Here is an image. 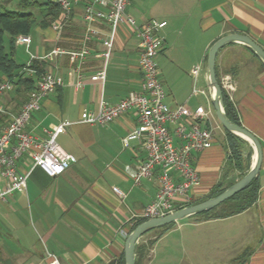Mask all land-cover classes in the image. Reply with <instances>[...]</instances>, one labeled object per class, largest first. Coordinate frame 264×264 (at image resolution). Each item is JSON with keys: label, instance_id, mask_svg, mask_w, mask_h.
Returning a JSON list of instances; mask_svg holds the SVG:
<instances>
[{"label": "crops", "instance_id": "obj_1", "mask_svg": "<svg viewBox=\"0 0 264 264\" xmlns=\"http://www.w3.org/2000/svg\"><path fill=\"white\" fill-rule=\"evenodd\" d=\"M88 1L73 7L60 33L51 24L43 27L39 23L35 29L40 40L34 41L32 29L29 33V51L35 57L54 46L89 48L79 68L69 62L67 55L32 60L44 64V71H56L72 84L49 92L26 128L42 140L55 125L68 123L56 138L57 150L74 154L76 161L55 177L34 168L25 190L0 199V264H47L48 254H54L60 264H103L113 258L117 262L132 222L156 194L157 172L139 185H134L125 173L116 174V168L135 166L145 156L136 141L129 146H123L121 141L136 125V116L126 113L103 126L82 119L84 108L96 110L100 100L116 103L141 88L138 38L125 23L116 29L103 85L96 78L103 65L102 38L109 25L101 19L93 21L99 34L83 40V7ZM35 9L38 19L47 13L46 5ZM125 11L138 25L150 19L166 21L157 34L159 53L176 63L177 70L174 77L164 78L166 102L171 106L185 104L194 109L203 105L210 109L206 124L212 128L213 143L195 155L199 182L189 192L190 201L179 205L183 207L206 198L218 183L239 179L242 169L247 171L253 162L254 150L248 142L242 145V168L232 167L226 134L210 97L197 90L204 89L207 66L203 68L202 64L208 47L218 37L246 34L264 49V0H129ZM60 17L61 10L53 21ZM5 39L8 42L7 35ZM14 45V54L18 46H24ZM13 59L22 65L29 56L21 63L15 55ZM195 65L200 67L196 75L191 72ZM215 70L218 79L224 74L234 79L236 88L231 97L226 95L241 125L260 142L258 197L251 207L229 217L177 222L155 241L141 264H264V70L260 60L241 43H230L218 50ZM78 78L82 81L79 87L74 84ZM23 91L22 86L14 84L0 97V103L12 112L18 111L27 98L28 93ZM2 125L0 120V129ZM20 165L27 169L29 162L25 158ZM114 187L123 196L114 193ZM154 236L143 235L139 240Z\"/></svg>", "mask_w": 264, "mask_h": 264}, {"label": "built area", "instance_id": "obj_2", "mask_svg": "<svg viewBox=\"0 0 264 264\" xmlns=\"http://www.w3.org/2000/svg\"><path fill=\"white\" fill-rule=\"evenodd\" d=\"M82 0H54L61 10V17L51 23V28L60 33L73 7ZM129 0H89L83 7L85 29L83 40H89L99 34L92 26L98 19L109 25L108 33L102 38L105 50L100 54L103 65L96 72V78L103 85L106 76V65L113 47L116 29L120 24L131 26L138 38V67L141 72V88L130 91L125 97L113 104L100 100L96 110L84 108L82 119L89 124L106 125L119 116L132 113L136 116V125L121 139L123 146L136 141L145 151V156L135 165H125L123 171L134 185H139L145 178L157 172V191L153 199L145 205L139 218L164 216L182 203L190 201V190L199 182V173L194 165L195 155L213 143V131L206 122L210 109L197 105L190 109L185 104L169 105L166 92L159 78L156 57L161 49L157 36L166 25L165 20L150 19L138 25L131 15L126 13ZM30 35L18 34L15 44H23L29 59L24 62L19 73L36 77V86L28 92L26 100L16 112L8 110L0 103V116L4 117L0 129V199L17 190H25L27 178L34 168L40 169L49 177L62 174L76 156L72 153H59L56 138L63 132L68 123H59L48 131L47 137L38 140L27 130L32 113L39 110L42 99L56 87L72 84L56 71H43L36 76L33 67L34 58L53 60L58 55H67L69 62L79 68L85 60L89 48L82 46L75 49H64L54 46L40 56L35 57L30 51ZM199 65L193 66L192 74L196 75ZM78 78L75 86H81ZM222 90L229 96L236 88L231 75L224 74L219 79ZM14 83L8 78L0 81V97L11 90ZM197 92L209 97L204 89ZM27 159L29 167L23 169L22 159ZM114 193L123 196L121 190L113 188ZM47 264H60L54 254H48Z\"/></svg>", "mask_w": 264, "mask_h": 264}, {"label": "trees", "instance_id": "obj_3", "mask_svg": "<svg viewBox=\"0 0 264 264\" xmlns=\"http://www.w3.org/2000/svg\"><path fill=\"white\" fill-rule=\"evenodd\" d=\"M46 5L47 13L39 16L35 12L34 8L36 6ZM60 8L56 2L45 1L39 2L38 0H19L17 3L15 0H0V81L2 77H6L11 80L14 84L23 87V92H29L36 86V77L26 76L19 73L22 65H19L13 59L14 56V40L18 34H29L31 29L39 23L43 27L48 26L51 22L58 16ZM8 36V42L5 43V36ZM8 45V51L6 48ZM248 49L254 54V52L248 47ZM256 56V55H255ZM262 69L264 70V65L260 62ZM33 67L37 70L36 76L44 71V64H38L37 60L33 61ZM216 72V70H215ZM216 78L218 80V75L216 73ZM223 94V107L225 114L228 118L241 125L237 112L229 101L226 93L222 90ZM28 95V94H27ZM0 120L4 121V117L0 116ZM224 129V128H223ZM227 147L230 153L229 161L233 168H242L243 155H242V145L248 143L244 138L225 130ZM246 173L243 168L240 172L238 178L242 177ZM237 179L229 180L227 183H218L212 191L208 194L206 198L214 196L222 192L226 187L234 183ZM259 183L258 178L253 179L244 189L238 191L228 199L221 202L216 207L203 211L201 213L195 214L187 219L200 218V219H212V218H225L237 213H240L254 204L258 197ZM204 198V199H206ZM203 200V199H201ZM201 200L195 201L199 202ZM193 204V203H192ZM180 208V207H178ZM146 220V218L135 219L128 233L140 222ZM186 220V219H183ZM180 220L178 222H181ZM177 222H172L161 227L153 228L145 232L143 235L150 231L156 230L155 236L153 238L146 239L144 241L139 240L135 245V264H141L144 259H146L150 249L152 248L155 241L162 236L167 230L171 229L176 225ZM142 235V236H143ZM141 236V237H142ZM116 264H125L123 251L119 255Z\"/></svg>", "mask_w": 264, "mask_h": 264}, {"label": "water", "instance_id": "obj_4", "mask_svg": "<svg viewBox=\"0 0 264 264\" xmlns=\"http://www.w3.org/2000/svg\"><path fill=\"white\" fill-rule=\"evenodd\" d=\"M230 43H241L249 47L260 62L264 65V49L256 43L250 36L241 33H228L215 39L206 51L207 73L206 84L208 94L215 111V115L222 127L245 140L253 147L254 158L246 173L234 183L226 187L222 192L203 199L199 202L180 207L164 216L148 218L136 225L127 235L124 241L123 253L125 264H135V245L140 237L150 229L187 219L195 214L210 210L228 199L238 191L244 189L253 179L258 177L261 161L262 148L259 140L249 130L242 125L232 122L225 114L223 107V94L215 72V58L218 50ZM103 264H116V259Z\"/></svg>", "mask_w": 264, "mask_h": 264}, {"label": "rangeland", "instance_id": "obj_5", "mask_svg": "<svg viewBox=\"0 0 264 264\" xmlns=\"http://www.w3.org/2000/svg\"><path fill=\"white\" fill-rule=\"evenodd\" d=\"M19 0H15V2L17 3ZM149 1H147L148 3ZM34 10L36 11V9L34 8ZM37 30L35 29V25L34 27L32 28V31H31V35L34 39V41L36 42L37 40H40V37L38 35V33L36 32ZM7 42V41H5ZM30 50H33V45L32 47L30 48ZM15 59L17 62H20L21 61H24L25 59H27V57L29 56L27 52H25V49H24V46L20 45L18 46L16 49H15ZM170 59H168L166 57V55L162 54V53H159L158 56L156 57V62H157V68H158V71H159V78L162 82V84H165L164 83V78H171V77H174V73H177L176 71V66L174 62H172L171 60L169 61ZM203 68L205 66H207V62L206 60L203 62ZM189 73V68L186 69ZM219 80V79H218ZM220 84V83H219ZM221 87V86H220ZM202 88H204L205 91L208 92V87H207V84H202ZM222 90V88H221ZM214 109V108H213ZM214 114H215V111H214ZM216 116V115H215ZM219 125L220 127L223 129L222 125L220 124L219 122ZM117 172L116 174L119 176L120 174H123L124 171L122 168H116ZM156 233V230L154 231H150L148 233H146V237H149L151 235H154Z\"/></svg>", "mask_w": 264, "mask_h": 264}]
</instances>
